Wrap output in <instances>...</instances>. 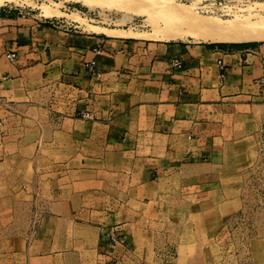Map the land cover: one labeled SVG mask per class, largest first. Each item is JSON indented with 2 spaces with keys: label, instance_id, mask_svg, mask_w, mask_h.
I'll return each mask as SVG.
<instances>
[{
  "label": "crops",
  "instance_id": "0c3cea01",
  "mask_svg": "<svg viewBox=\"0 0 264 264\" xmlns=\"http://www.w3.org/2000/svg\"><path fill=\"white\" fill-rule=\"evenodd\" d=\"M90 26L108 31L0 6V204L37 221L24 264L129 261L148 208L209 204L255 152L264 42Z\"/></svg>",
  "mask_w": 264,
  "mask_h": 264
},
{
  "label": "rangeland",
  "instance_id": "374dc122",
  "mask_svg": "<svg viewBox=\"0 0 264 264\" xmlns=\"http://www.w3.org/2000/svg\"><path fill=\"white\" fill-rule=\"evenodd\" d=\"M114 1L116 0H112V4L115 6L117 2ZM122 1V9L120 7L118 10L114 6L110 7V0H98L99 6L95 4L94 7H87L72 0H0V6L15 7L41 18L72 22L85 30L107 32L105 29L90 26L94 24L121 30L108 32L109 34L154 41L264 42L219 41L223 35L234 34L231 33L232 30L239 31V27L244 32L247 28L241 25L245 18L247 23V19L251 22L263 19L264 0ZM208 4L215 6L218 11H203L201 7ZM234 20H239L242 24L237 25L239 22L235 24ZM215 21L218 26L221 24L222 27H228V31L221 27L217 31L218 26L214 31V26L217 25ZM232 21V27L233 24L236 26L230 32L232 27L228 23ZM207 22L209 31L204 30ZM164 27H170L166 38L163 37L166 33ZM174 29L178 33L173 31ZM181 30L183 32H180ZM246 31L249 32V29ZM218 33L221 34L220 37L217 36ZM176 34L178 36L173 37ZM259 114L258 128L255 131V152L248 158V167L237 181H233V187L224 190L223 197L213 196L209 204L198 203L190 209L183 204L178 205V209L175 205L171 208L170 204H167L161 214L154 217V213L150 214L148 208V221L145 227H141L145 231H141L135 238L134 256L129 261L117 259L113 264H264V108ZM28 209L27 205L10 207L0 204V264H24L12 256L11 248H18L28 230L35 229L37 225L36 220H28ZM11 210L14 212L12 219Z\"/></svg>",
  "mask_w": 264,
  "mask_h": 264
},
{
  "label": "bare ground",
  "instance_id": "6f19581e",
  "mask_svg": "<svg viewBox=\"0 0 264 264\" xmlns=\"http://www.w3.org/2000/svg\"><path fill=\"white\" fill-rule=\"evenodd\" d=\"M72 1H74V2H78V3H82L84 6H87V7H94V5L95 4H97V6H99V4H98V0H96V2L94 1V0H92L93 2H94V4H93V2L91 1H87V0H72ZM111 1V4H112V0H110ZM123 2L122 0H116V1H114V2H117V3H115L116 5L114 6V4H112V5H110L109 3V5H110V7L111 6H114L117 10L121 7V2ZM100 2V1H99ZM113 2V3H114ZM92 3V4H91ZM103 4H105V3H103ZM108 4H106V5H108ZM100 5H102L101 4V2H100ZM124 4L122 3V6H123ZM103 6V5H102ZM102 6H100L101 8H102ZM126 6H128V5H126ZM124 7V6H123ZM259 7L261 8V6L259 5ZM121 9H122V7H121ZM247 9V8H246ZM127 11V10H126ZM248 16V15H247ZM253 16V15H252ZM249 17H251V16H249ZM248 17V18H249ZM255 17H257V16H255ZM258 18V17H257ZM246 19V18H245ZM243 20V24L241 23V22H239V20H234V21H232V22H230V23H228L229 24V26H230V24L231 23H235L236 24V22L238 21L239 23L237 24V25H239L240 23L242 24L241 26H243V28H247V29H244V32H242V30L240 29V27H239V31H237V32H233V27H235L236 25L235 24H233V27H232V24H231V27L232 28H230L229 30H230V32H231V30H232V32L231 33H234V34H232V35H226V36H222V37H220L221 36V34H217V36H219L220 37V39H219V41H222V42H243V41H247V40H264V18L262 19L261 18V20H256V22H251V21H249L250 19H247L248 20V23H247V21L246 20ZM255 21V20H254ZM245 23H247V24H245ZM214 24V23H213ZM215 24H217L216 26H214L215 28H214V31L216 30V28H217V26H218V23H216V21H215ZM225 24H226V26H227V23L225 22ZM244 24H245V26L246 27H244ZM196 25V24H195ZM203 25V24H202ZM209 24H208V22H207V25H206V27L204 26V30H207V26H208ZM211 25H212V22H211ZM211 25H210V27H211ZM223 25V24H222ZM196 26H200V24H198V25H196ZM192 27H193V25H192ZM210 27H208L209 29H210ZM220 27L221 28H225L224 27V25H223V27L221 26V24H219V26H218V28H217V31H218V29H220ZM238 27H237V29H238ZM164 28H166V27H164ZM168 28H170V27H167L166 28V30H165V35L163 36L162 34V36L163 37H165L166 38V34H167V30H168ZM206 28V29H205ZM213 28V27H212ZM242 28V27H241ZM172 29V28H171ZM175 29H177V28H175ZM175 29L173 30V31H175ZM179 29H181V28H179ZM186 29V28H185ZM195 29V28H194ZM228 29V27L227 28H225V30L224 31H228L227 30ZM236 29V30H237ZM249 29V32H245V30H248ZM235 29H234V31H236ZM108 31V30H107ZM170 32V31H168V32H170V33H174V32ZM177 31V30H176ZM175 31V32H176ZM207 31H209V30H207ZM210 31H212L211 29H210ZM180 32H183V30H181ZM194 32V31H193ZM238 32H240V33H238ZM242 32V33H241ZM154 33L155 32H153V35H154ZM157 33V32H156ZM169 33V34H170ZM176 33H178V32H176ZM210 33V32H209ZM228 33V32H227ZM190 34V33H189ZM229 34V33H228ZM147 35V34H146ZM149 35V34H148ZM168 35V34H167ZM184 35V34H183ZM195 35V34H194ZM210 35V34H209ZM209 35H206L207 37L209 36ZM214 35L216 36V34L214 33ZM161 36V37H162ZM174 36H178L177 34L176 35H173V37ZM179 36H180V34H179ZM168 37V36H167ZM170 37V36H169ZM181 37V36H180ZM209 37H211V36H209ZM151 38V37H150ZM170 38H172V35H171V37Z\"/></svg>",
  "mask_w": 264,
  "mask_h": 264
},
{
  "label": "built area",
  "instance_id": "2783aa9c",
  "mask_svg": "<svg viewBox=\"0 0 264 264\" xmlns=\"http://www.w3.org/2000/svg\"><path fill=\"white\" fill-rule=\"evenodd\" d=\"M201 8L204 9L203 11H205V12H211V13H213V12H215V11H216V12L218 11V9H217L215 6L210 5V4H208V5H204V6L201 7ZM99 53H100V51L97 50V51H96V54H99ZM6 58H7L9 61H12V60L14 59V54H12V53H8V54H6ZM93 64H94V62H90L89 67H92ZM179 65H180V62H179L178 60H176V59H173V60H172V66H174V67H178ZM223 68H224V64H223V62L218 61V69L220 70V74H219V76H220L221 79L224 78ZM82 117H88V114H82ZM110 242H111V244H117V243H118V240H117L115 237H112V238L110 239Z\"/></svg>",
  "mask_w": 264,
  "mask_h": 264
}]
</instances>
